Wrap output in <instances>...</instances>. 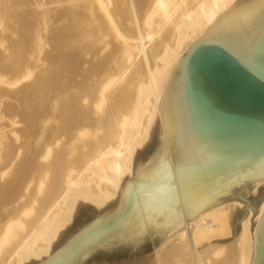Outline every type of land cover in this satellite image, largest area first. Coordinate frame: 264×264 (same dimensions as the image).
I'll list each match as a JSON object with an SVG mask.
<instances>
[{
    "label": "bare ground",
    "instance_id": "obj_1",
    "mask_svg": "<svg viewBox=\"0 0 264 264\" xmlns=\"http://www.w3.org/2000/svg\"><path fill=\"white\" fill-rule=\"evenodd\" d=\"M54 1L0 0V93H17L20 88L9 90L3 85L18 86L35 76L26 85L46 92L32 117L18 120L28 127L24 140H0V180L4 181L0 182V264H27L50 256L54 242L72 223L78 201L102 208L114 200L125 177L132 174L134 157L147 142L158 117L168 165L173 166L163 128L165 103L174 86L170 85L173 72L181 67L192 45L224 31L243 8L235 5L236 0H100L101 5L84 1L96 28L84 36L83 53L74 52L71 60L66 52L57 58L59 66L66 67L65 75L58 80L57 73L45 78L36 73L40 60L49 57L47 51L41 56L45 42L52 47L56 43L46 31L53 13L69 27L81 21L79 11L67 4L80 0H58L56 11ZM177 9L178 16L169 28L162 33L154 28L155 16L159 20L160 16L170 17ZM115 30L123 40H114ZM49 83L53 88L49 89ZM117 89L120 96L115 94L114 103L124 94L128 103L124 109L119 101L117 107L122 106L123 112L119 114L115 105L116 116L112 112L110 116L106 105ZM5 102L0 104V120L3 116L16 120L11 114L13 105ZM4 149L8 152L5 160L1 154ZM145 169L138 178L143 179ZM174 185L186 226L170 241L174 251L183 255L181 259L180 255L174 257L171 264H190L194 259L195 264L215 263L224 256V246L200 261L197 248L232 236L230 213L236 204H224L226 198L217 200L204 214L189 221L177 179ZM127 193L128 189L119 208ZM263 216L264 202L256 217L258 226ZM252 217L251 211L241 223L238 257L234 256L237 264H252L254 260L258 230L252 231ZM228 260L225 257L222 263Z\"/></svg>",
    "mask_w": 264,
    "mask_h": 264
},
{
    "label": "water",
    "instance_id": "obj_2",
    "mask_svg": "<svg viewBox=\"0 0 264 264\" xmlns=\"http://www.w3.org/2000/svg\"><path fill=\"white\" fill-rule=\"evenodd\" d=\"M172 83L163 128L173 166L159 127L148 159L124 180L114 205L96 210L34 264H128L179 237L186 222L175 179L189 221L217 200L264 184V0H245L224 31L192 45ZM252 264H264V216Z\"/></svg>",
    "mask_w": 264,
    "mask_h": 264
},
{
    "label": "rangeland",
    "instance_id": "obj_3",
    "mask_svg": "<svg viewBox=\"0 0 264 264\" xmlns=\"http://www.w3.org/2000/svg\"><path fill=\"white\" fill-rule=\"evenodd\" d=\"M84 1L85 2L86 1L97 2V3H99V5L102 4L100 2V0H83V1L80 0L78 2H74L73 1V2L67 3L68 6H72L73 5L74 7L72 6V8L75 9V11H79L78 12L79 13V18L81 20V21H77L74 24V26H71L72 28L69 27L66 24L64 19L60 18L57 14L55 15L53 13L52 18H53V16H54V18L53 19L51 18L52 21H50L53 25L49 23V25H50L48 27L49 30L46 31V34L47 33L49 34V35H47V37H49V38H51V36H52V38L55 40L56 43L52 47L49 44L47 45V42H45L44 49H43V55H41V56L44 57V55L46 54L45 52L47 51V52H49V54H48L49 57H48V59L46 61L44 59L40 60V62L38 63V65H39L38 69L36 70L37 75H39L41 78H45L48 74L49 75H53L54 73H57L58 80L62 79L63 76L65 75L64 70H65L66 67H63V66L60 67L59 64L57 63V58H59L61 55H63L66 52L67 54L69 53L67 57H68L69 60H71L72 57L75 56L78 53V51L79 52L82 51L80 53H83V49L85 48L84 47V45H85V43H84L85 39L84 38L88 37L86 33H88V31L92 32L96 28L95 22L93 21L94 24H93V22H91L93 19L95 20V18H93V16H92L93 14H91V11L89 9H86V7L83 5ZM54 2L55 3L53 5H54L55 8L53 7V5H51V7H53L55 9V11H56V9L58 8V5L56 4V2H58V0H55ZM244 3H245V0H236L235 1V5L236 6L244 5ZM61 5H63V4H61ZM183 5L184 4H182V6ZM102 6H100V7H102ZM181 7H178V8L181 9ZM180 9L179 10L177 9L178 12L175 11L174 12L175 14H171L173 16L170 15V17H169V15H165L164 18L160 16V18H161L160 20H159V17L157 18V16H155L154 19L156 21L157 20L158 21L155 22V20H153L154 28H156L157 30H160V31L163 30V31H161V33L164 32L176 20ZM176 12H177V14H176ZM56 16H57V18H56ZM171 17L172 18L174 17L175 19L174 18L172 19ZM90 18H91V21L89 20ZM168 18H169V20H168ZM87 20H89V21H87ZM109 21H110V19H109ZM169 21H170V23H169ZM85 22H88L90 25L92 23L93 27L91 26V30H89L90 25H86L87 23H85ZM110 23H112V22H110ZM164 23H165V25H164ZM156 24H157V26L158 25L159 26L156 27ZM60 26H62V27H60ZM94 26H95V28H94ZM112 26H113V24H112ZM62 28H64V29H62ZM65 28H67V29H65ZM86 28H87V30H86ZM135 28H136V25H135ZM67 30H68V32H67ZM83 30H86V31H83ZM60 31H61V33H60ZM80 31L84 32L85 34H82ZM115 32L117 34V38H115L114 40L116 42H118L119 40H123L121 37H118L119 34H118V32L116 30H115ZM136 32H137V30H136ZM78 34L79 35L80 34L83 35V37L82 36H78ZM55 36H57L59 39L57 37H55ZM84 36H87V37H84ZM149 43H147V46L149 45ZM150 46H151V44H150ZM150 46H148V48H150ZM109 47H110V45H109ZM74 52L76 54H74ZM27 56L29 57V55H27ZM27 56H25V57L27 58ZM140 56H141V54H139V56H137V58H138L137 60H139ZM85 57L87 59H90L91 55L89 57V54H87ZM174 73H175V70H174L173 74ZM78 78H79L78 80H81L80 77H78ZM32 80H27L25 82L22 81L20 84H18V86L17 85L16 86H10V88H9V85H3V87H6L5 89L12 90L11 88L14 87L13 90L15 89V91H16L17 88H20V90L18 89L19 93H18V91H17V93L16 92L15 93H13V92L10 93L9 91L7 93H4V94L0 93V96H3L2 98H0V102H1V100H3L0 104L3 105V102L6 101L5 103H7V104H9L11 106L13 105L11 107V114H13L15 116V119H16V120H12L11 118H9L7 116H3V118L0 120V140H1V142H4V143L12 142V140H14L15 138L19 142L24 140V137L26 135L24 131L28 130V127L26 126L25 123L19 122L18 120H19L20 117H32L30 115H31V113H33L38 108V106L40 104V98H42V96L46 94V92H44L42 89L38 88L37 86H29V84L26 85L27 82L29 83ZM128 84L130 85L131 83H128ZM48 87H49V89L53 88L52 87V83H49ZM111 93L114 94V95L116 94L117 96L119 95L118 89L115 90L114 92H111ZM120 93H121V91H120ZM122 93H121V95H122ZM116 95H115V97H113V95H112L113 98L112 97H111V99L109 98L110 100H108L107 105H106V109L109 111L108 114L110 116H113L116 113V110H117V112L118 111L123 112L122 108H124V106L126 108V105H124V104L128 103V100H127V102L125 101V99H128V98H125L126 96L124 94V97H123V95L121 96L122 98L118 97L120 99L119 100L117 99L118 101H115V102H117V104H115L114 100H116ZM121 99H124V100H121ZM123 101H125L126 103H123ZM118 102H119V104L122 102L120 105H122L123 107L120 106V105L117 107ZM115 105H116V107H114V108H119V109H116L115 113H114V111H113L114 108H112V107L115 106ZM111 112H112V114L113 113L114 114L111 115ZM120 112H118V113L121 114ZM118 113H117V117L119 115ZM115 116H116V114H115ZM107 123H108V121H107ZM109 124H110V121H109V123L107 125H109ZM161 125H162L161 124V120L158 117L155 120V123L152 126L151 133H150V136H149L147 142L140 149H138V151H137V153H136V155L134 157L132 174L130 176L125 177V179H127L128 177H132L133 172L136 170V168L140 164L146 162V160L149 157V153H150V149H151V145H152L155 129L158 131L159 127H162ZM19 142H16V143H19ZM1 154H2L3 160L7 159V155H8L7 150H5V149L2 150ZM103 164H105V162H103ZM2 165H3V163H0V166H2ZM124 180H123V182H124ZM0 182H4V181L1 179ZM123 182H122V185H123ZM241 194H243V193L240 192V193L234 194L232 196H228V197H226V201H224V204H234V203L236 204V205L234 204L235 206L233 207V209L231 210V213H230V223H231V229H232V236L229 239L213 241L211 243H205V244L199 246L197 248V252H198V255H199L200 258L197 259V261L198 260L200 261V259H205L206 257H209V255L212 256L213 252L216 250L215 248H219L221 246H224L226 248L224 256L220 257L219 259L217 258V260L215 259L216 261L213 264H237V259L235 257H238V240L237 239H238V237L240 235V232H241V226H242L241 223H242L243 219L247 216V214L252 211L253 217H252L251 228H252L253 233H255L256 229L258 230L259 226H258L256 217H257V215L259 213V209H260L262 203L264 202V184L260 185V186H257V187H254V188H251V189H248L246 195L242 196ZM117 197H118V195L116 196V198L114 200L110 201L108 204H106L102 208L95 207L92 204L84 202L82 200L78 201L76 209H75V212L73 214L72 223L70 225H68L61 232V234L58 237V239L54 242L50 254H52L59 246H61L66 240H68L79 228H81L84 224H86L91 219H93L96 210H99V211L101 210L102 211V210L111 208V206L114 205ZM243 200H246L248 203H246ZM170 241H173V240H170ZM170 241H167V242H165L163 244H160L158 246H155V247H153L151 249H148V250L142 252L136 259H134L133 261H131L128 264H165V263L171 264L174 260L177 259L178 255H180V254H177V253H179L178 251H177V253H176V250L174 251V249L172 247L173 244H171L173 242L170 243ZM168 243H169V245H168ZM165 244H167V245H165ZM162 245H163V247H162ZM168 247H169V250H168ZM166 249H167V251H166ZM160 252H162V253H160ZM174 252H175V254H174ZM210 252H211V254H210ZM181 256H183V255H180L178 257V259L183 258ZM174 257H176V259ZM225 257L226 258L228 257L229 260L226 263H222V261H223V259H225ZM44 258H46V257H44ZM44 258H42V259H44ZM156 258H157V260H156ZM159 258L161 259V261H160ZM251 258H252V254H251ZM42 259H40V260H32V261H30L27 264H34L35 262L41 261ZM165 260H166V262H165ZM194 260H195V262L190 260V264H195L196 263V259H194Z\"/></svg>",
    "mask_w": 264,
    "mask_h": 264
}]
</instances>
